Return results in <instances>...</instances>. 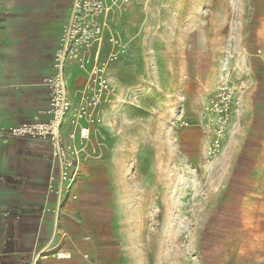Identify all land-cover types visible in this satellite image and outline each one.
I'll return each mask as SVG.
<instances>
[{"label": "rangeland", "instance_id": "374dc122", "mask_svg": "<svg viewBox=\"0 0 264 264\" xmlns=\"http://www.w3.org/2000/svg\"><path fill=\"white\" fill-rule=\"evenodd\" d=\"M130 1L110 23L128 52L101 129L110 206L94 228L109 238V262L264 264V138L243 49L264 30V0ZM220 83L234 87V106L208 158L203 110Z\"/></svg>", "mask_w": 264, "mask_h": 264}, {"label": "crops", "instance_id": "0c3cea01", "mask_svg": "<svg viewBox=\"0 0 264 264\" xmlns=\"http://www.w3.org/2000/svg\"><path fill=\"white\" fill-rule=\"evenodd\" d=\"M71 4L72 0H0V127L48 119L49 95L44 84L52 73L54 52ZM253 5L256 9L260 3ZM243 49L258 84L251 109L264 138V30L257 29ZM108 52L109 46L104 44L100 59L104 60ZM256 52L260 55L255 56ZM121 61L110 66L109 75H120ZM65 76L68 96L76 105L87 73L70 64ZM109 108L112 107L103 111L104 122ZM108 123L92 130V142L100 158L83 163L75 188L78 199L66 204L57 221L50 213L41 212L43 207L55 205L54 196L47 191L56 167L49 145L26 139L0 143V178L4 179L0 181V206L13 207L19 215L7 231V250L0 255V264H27L37 253L44 254L38 264H94L93 256L99 264H112L108 260L112 252L109 238L94 228L95 224L107 222L110 206V156L101 133ZM14 178L22 181L14 182ZM2 223L0 213V244L4 239ZM61 234L65 237L61 238ZM57 253L70 258L56 259Z\"/></svg>", "mask_w": 264, "mask_h": 264}, {"label": "built area", "instance_id": "2783aa9c", "mask_svg": "<svg viewBox=\"0 0 264 264\" xmlns=\"http://www.w3.org/2000/svg\"><path fill=\"white\" fill-rule=\"evenodd\" d=\"M130 4V0H72L69 19L54 52L52 73L44 84L49 95L48 119L45 122L0 127L2 145L10 139L37 140L49 145L50 157L56 167L49 177L47 191L54 196L55 205L43 207L41 212L50 213L56 221L66 204L78 199L75 188L83 163L100 158V151L92 142V130L104 124L103 111L112 107L118 95L109 67L128 52L127 42L111 32L110 23L113 17L127 13ZM104 44L109 46V52L101 60ZM70 64L87 73L86 84L79 93L76 105L67 92L65 69ZM234 92L231 85L220 83L204 105V120L207 126L212 124L213 133L207 148L208 158L215 157L221 149L234 106ZM181 125L186 127L187 123L182 122ZM0 181L4 179L0 178ZM13 181L22 180L14 178ZM17 212L13 207L0 206L4 229L0 255L7 250V231L19 219ZM64 237L65 234H61V238ZM43 256V253L33 254L27 264H38ZM55 257L70 258L60 253ZM85 258L89 259L88 256Z\"/></svg>", "mask_w": 264, "mask_h": 264}]
</instances>
